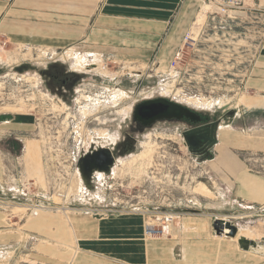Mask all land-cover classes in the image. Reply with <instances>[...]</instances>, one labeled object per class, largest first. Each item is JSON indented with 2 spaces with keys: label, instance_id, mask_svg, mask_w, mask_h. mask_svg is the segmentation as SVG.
<instances>
[{
  "label": "rangeland",
  "instance_id": "obj_1",
  "mask_svg": "<svg viewBox=\"0 0 264 264\" xmlns=\"http://www.w3.org/2000/svg\"><path fill=\"white\" fill-rule=\"evenodd\" d=\"M5 1L0 18L16 7ZM199 3L172 69L155 58L84 55L79 47L20 42L0 32V264H68L79 224L105 216L139 215L145 239L171 238L181 225L212 229L215 215L229 216L239 227L235 240L245 236L264 246V211L229 202L212 167L214 145L194 155L185 120L140 126L133 119L138 103L157 97L210 121L220 116L217 133L252 142L232 150L264 176V93L248 82L264 16L244 6L231 17L217 15L208 0ZM127 135L133 149L125 156L113 150L120 156L111 171H96L87 187L80 154L93 144L111 148ZM167 213L176 217L173 233L146 235V223ZM253 255L264 264V253Z\"/></svg>",
  "mask_w": 264,
  "mask_h": 264
},
{
  "label": "crops",
  "instance_id": "obj_2",
  "mask_svg": "<svg viewBox=\"0 0 264 264\" xmlns=\"http://www.w3.org/2000/svg\"><path fill=\"white\" fill-rule=\"evenodd\" d=\"M12 3L16 7L10 8V15L0 18V32L20 42L39 39L58 48L79 47L77 52L84 55L91 51L135 62L155 58L160 64L170 63L200 6L199 0ZM5 4L0 0V16ZM244 8L264 16V0H244ZM248 76L251 87L264 93V40ZM243 141L229 131L217 133L211 161L222 177L220 190L231 197L229 202L254 208L264 204V176L250 171L233 152V148L254 147ZM227 219L237 225L234 218ZM142 221L139 215H122L79 224V245L68 264H261L263 260L234 237L216 235L211 227L181 225L171 238L145 239Z\"/></svg>",
  "mask_w": 264,
  "mask_h": 264
},
{
  "label": "water",
  "instance_id": "obj_3",
  "mask_svg": "<svg viewBox=\"0 0 264 264\" xmlns=\"http://www.w3.org/2000/svg\"><path fill=\"white\" fill-rule=\"evenodd\" d=\"M133 119L138 121L140 126H149L160 119H185L191 124H196L201 121V115L197 111H194L185 105L164 97H157L138 103L133 111ZM220 122L221 120L217 119L206 124L195 125L194 127L184 131L183 136L185 140H187V134H197L198 138L204 139L205 141L210 139V146H212L217 141V130ZM97 151L99 154L105 152L103 148L96 150V152ZM86 155H82L79 158L78 167L83 183L87 187H92L84 174L81 163V161L85 164L87 163L85 159ZM212 229L216 235H226L230 237H235L238 232V227L232 221L218 217H215L212 220ZM238 243L244 248H247L250 245H255L254 240L247 239L244 236H240L238 238Z\"/></svg>",
  "mask_w": 264,
  "mask_h": 264
},
{
  "label": "flooded vegetation",
  "instance_id": "obj_4",
  "mask_svg": "<svg viewBox=\"0 0 264 264\" xmlns=\"http://www.w3.org/2000/svg\"><path fill=\"white\" fill-rule=\"evenodd\" d=\"M217 119H220L221 121H223V118L220 116L211 121L204 117H201V121H199L196 124H191L187 120L183 119L187 123V126L183 129L182 132L194 127L195 125L206 124V123L212 122ZM138 124L140 125V123ZM187 135L188 137H187L186 142L189 146V151L193 152L194 155L202 156L210 152V149L213 146V145L210 146V143H211L210 139H207L205 141L204 139L198 138L197 134L196 135L187 134ZM127 136L123 138L122 140H120L119 142L112 144L111 148L107 146H100V145L93 144L89 146V148L86 151L84 150L82 154H80L79 158L82 155L87 154L85 158L87 163L85 164L83 161H81V163L83 166L84 174L86 178L88 179L91 186H93L96 171L102 172L104 174H108L111 171V168L114 164V160L116 156H120V155H115L117 152H120V151L122 153L126 152L122 154L125 156L127 152L133 149L134 139L131 136H128V137ZM100 148H103L105 152H103L102 154H99L98 151L96 152V150ZM113 150L115 151L117 150V152L114 154ZM79 158H78V161H79Z\"/></svg>",
  "mask_w": 264,
  "mask_h": 264
},
{
  "label": "built area",
  "instance_id": "obj_5",
  "mask_svg": "<svg viewBox=\"0 0 264 264\" xmlns=\"http://www.w3.org/2000/svg\"><path fill=\"white\" fill-rule=\"evenodd\" d=\"M208 2L215 10V14L228 17H231V12H235L244 6V0H208ZM178 58L179 51L175 52L169 63L171 69L176 66ZM254 209L264 211V204L254 207ZM175 218L176 217L173 213L161 214L159 217L156 216L154 221L146 223L144 228L145 234L148 236L171 235L173 233V223Z\"/></svg>",
  "mask_w": 264,
  "mask_h": 264
},
{
  "label": "bare ground",
  "instance_id": "obj_6",
  "mask_svg": "<svg viewBox=\"0 0 264 264\" xmlns=\"http://www.w3.org/2000/svg\"><path fill=\"white\" fill-rule=\"evenodd\" d=\"M77 61H75L74 63H76ZM180 104V103H179ZM220 125V124H219ZM80 177H81V174H80ZM82 180V178H81ZM83 181V180H82ZM236 225V224H235ZM237 226V225H236ZM245 237V236H244ZM238 240V239H237ZM252 246H255V245H252ZM250 247L249 249L250 250H253V253H256V254H261V253H264V246L260 245V244H257L255 247Z\"/></svg>",
  "mask_w": 264,
  "mask_h": 264
}]
</instances>
